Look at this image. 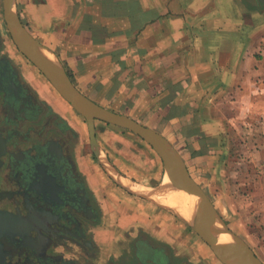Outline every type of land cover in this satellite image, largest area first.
I'll return each instance as SVG.
<instances>
[{"label": "crops", "instance_id": "1", "mask_svg": "<svg viewBox=\"0 0 264 264\" xmlns=\"http://www.w3.org/2000/svg\"><path fill=\"white\" fill-rule=\"evenodd\" d=\"M17 6L24 25L57 54L80 92L175 146L224 220L225 212H235L224 198L239 186L234 172H262L264 187V163L247 166L253 158L235 144L240 124L262 131L253 101H262L264 89L258 52L264 0H17ZM36 87L51 99L44 84ZM255 155L264 161L260 142ZM81 166L102 209L88 228L96 248L86 264H224L195 232L184 234L167 214L153 212L151 202L119 186L108 193L98 171L87 160Z\"/></svg>", "mask_w": 264, "mask_h": 264}, {"label": "flooded vegetation", "instance_id": "2", "mask_svg": "<svg viewBox=\"0 0 264 264\" xmlns=\"http://www.w3.org/2000/svg\"><path fill=\"white\" fill-rule=\"evenodd\" d=\"M11 45L0 30V264H86L102 209L80 139Z\"/></svg>", "mask_w": 264, "mask_h": 264}, {"label": "water", "instance_id": "3", "mask_svg": "<svg viewBox=\"0 0 264 264\" xmlns=\"http://www.w3.org/2000/svg\"><path fill=\"white\" fill-rule=\"evenodd\" d=\"M3 12L7 30L18 50L47 78L60 96L86 119L93 153L116 184L130 194L144 198L176 216L192 229L224 264H235L242 260L251 264H264L249 243L230 228L207 193L191 176L183 156L163 134L129 115L95 102L80 92L57 54L40 42L24 25L17 0H3ZM96 120L130 130L145 140L161 157L164 172L175 169L172 193L193 192L199 198L201 211L194 217L189 216L185 214L183 206H172L158 198L157 187H145L122 173L98 142ZM203 209L206 212H203ZM18 221L23 220L18 218ZM14 225V222L8 219L7 226ZM222 234H226L228 240L221 241Z\"/></svg>", "mask_w": 264, "mask_h": 264}, {"label": "rangeland", "instance_id": "4", "mask_svg": "<svg viewBox=\"0 0 264 264\" xmlns=\"http://www.w3.org/2000/svg\"><path fill=\"white\" fill-rule=\"evenodd\" d=\"M239 4L240 6H243L241 5L242 3ZM46 10L47 9L41 10V13H45ZM262 18L264 20V14H262ZM23 19L26 23H28V25H30V22L28 21V18L26 16H23ZM0 30L1 36L4 38V40H6L9 44H12V48L9 47L8 50L11 49L10 51H14L15 53H17L15 57L22 65L24 74L29 77L34 85L37 86L38 84H44L45 88L47 87L51 98L50 100L54 105L56 104L55 107L57 109L64 108V105H66L65 110L70 107L69 110L66 111V114H64L63 112L62 114L66 116L69 122H73L72 127L77 132L80 139L81 143L79 145V148L80 151H82V153L84 154L80 158L81 163L82 161L84 162L87 160L91 164V166L96 171H98L101 179L99 181L101 182V184H103L105 191L108 190V193L112 190L113 186H119L108 176L93 153L90 145L86 119L60 96V94L54 89L47 78L36 68V66L33 65L30 60H28L18 50L17 46L14 44L4 20L3 0H0ZM261 47L262 48L260 50L258 49V52L259 54H261V56H263L264 60V31L263 45ZM260 91L261 93L259 94H261L262 96V101L258 99V102L253 101V103L255 106L259 105V114H262V131L258 134L255 131L248 132L246 130H243V127L248 125L245 123H243V126L242 124H240V126L238 127L239 129L235 130L237 137H239V139L236 140L237 143H235L236 147H240V149L243 150V153L250 154V158H253L254 160L244 162V164H246L247 166H250V164H252L253 162L254 164L257 162L264 163L263 160L261 161V159L263 158L259 159V157H257L261 156L260 154H258L257 156L255 155L258 142H260L262 146L264 145V89ZM54 99L56 101H54ZM225 109H227V113L229 108L227 107ZM252 112L255 114L254 108ZM75 125L77 127H74ZM258 126L260 125L258 124ZM259 130L260 129H257V131ZM96 132L100 146L106 152L107 156H109V159L122 173L134 179L136 182L145 187H158L160 185L165 170L163 161L158 153L145 140H143L140 136L130 130L100 120H96ZM238 158L239 156L236 155L234 158H232L233 161L230 162L234 164L235 162H238ZM234 174L237 176L236 183L240 186V188L239 186H233V188H231L232 193H228V195L226 196H224L221 192L224 198L227 197L233 201L232 206L235 210V212L232 213L225 212V214L229 215V217L225 221L233 231H235L249 243L256 254L264 262V187L261 185L262 181L260 180V176H263V174L259 171L245 170H238L234 172ZM248 176H252L254 180H249V183L245 182V179L248 178ZM243 183H246V185H243ZM235 189L236 191L234 193L233 190ZM237 189L240 190V192ZM219 193L220 192H217V194ZM105 198L108 199L107 196H105ZM111 199H115V201L119 204L122 203L118 198L114 196L111 197ZM111 199L109 198V200ZM133 199H135L136 201H140L139 199L134 197ZM145 201L147 200L145 199ZM127 202H130V205L132 204L129 199ZM140 202L143 201L141 200ZM151 206L153 208V212L155 210L156 213L160 212L163 214H167L169 220H171L174 224L179 225V227L185 228V232H183L184 234L188 233L194 235V231L181 220H179L176 216L156 206L153 203H151ZM198 241L204 242L202 239L200 240V238L198 239Z\"/></svg>", "mask_w": 264, "mask_h": 264}, {"label": "bare ground", "instance_id": "5", "mask_svg": "<svg viewBox=\"0 0 264 264\" xmlns=\"http://www.w3.org/2000/svg\"><path fill=\"white\" fill-rule=\"evenodd\" d=\"M170 169V168H169ZM173 170V171H172ZM175 169L171 168L166 175L164 176V183H162L160 188H157L156 194H158V198L167 202L172 206L182 207L185 211V214L194 217L201 210L199 208V198L193 192L184 194L183 192H173L171 191L172 183L175 179ZM203 212L206 210L203 209ZM228 240V236L226 234L221 235V241ZM235 264H251L246 260H242L236 262Z\"/></svg>", "mask_w": 264, "mask_h": 264}, {"label": "trees", "instance_id": "6", "mask_svg": "<svg viewBox=\"0 0 264 264\" xmlns=\"http://www.w3.org/2000/svg\"><path fill=\"white\" fill-rule=\"evenodd\" d=\"M69 75H70V73H69ZM71 76V75H70Z\"/></svg>", "mask_w": 264, "mask_h": 264}]
</instances>
